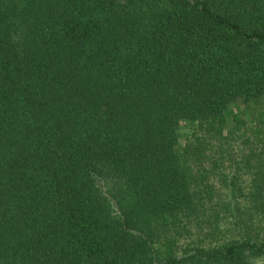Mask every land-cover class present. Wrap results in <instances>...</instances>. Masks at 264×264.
<instances>
[{
    "label": "trees",
    "instance_id": "trees-1",
    "mask_svg": "<svg viewBox=\"0 0 264 264\" xmlns=\"http://www.w3.org/2000/svg\"><path fill=\"white\" fill-rule=\"evenodd\" d=\"M0 264H264V0H0Z\"/></svg>",
    "mask_w": 264,
    "mask_h": 264
},
{
    "label": "rangeland",
    "instance_id": "rangeland-1",
    "mask_svg": "<svg viewBox=\"0 0 264 264\" xmlns=\"http://www.w3.org/2000/svg\"><path fill=\"white\" fill-rule=\"evenodd\" d=\"M192 127L189 125L181 126V128L178 131L180 143L183 145L185 143V140L188 139L191 135Z\"/></svg>",
    "mask_w": 264,
    "mask_h": 264
}]
</instances>
